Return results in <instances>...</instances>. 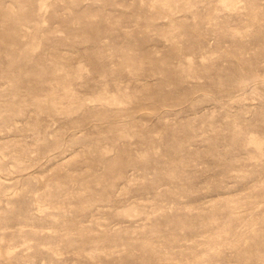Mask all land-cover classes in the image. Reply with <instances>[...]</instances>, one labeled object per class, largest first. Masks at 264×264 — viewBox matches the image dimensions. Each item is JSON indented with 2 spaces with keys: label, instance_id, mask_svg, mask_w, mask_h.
<instances>
[{
  "label": "rangeland",
  "instance_id": "obj_1",
  "mask_svg": "<svg viewBox=\"0 0 264 264\" xmlns=\"http://www.w3.org/2000/svg\"><path fill=\"white\" fill-rule=\"evenodd\" d=\"M0 264H264V0H0Z\"/></svg>",
  "mask_w": 264,
  "mask_h": 264
}]
</instances>
